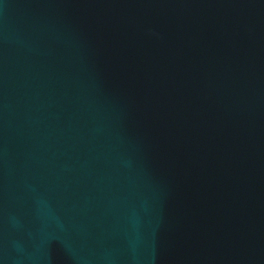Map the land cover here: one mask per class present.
<instances>
[{"label": "water", "instance_id": "95a60500", "mask_svg": "<svg viewBox=\"0 0 264 264\" xmlns=\"http://www.w3.org/2000/svg\"><path fill=\"white\" fill-rule=\"evenodd\" d=\"M0 264H264V0H0Z\"/></svg>", "mask_w": 264, "mask_h": 264}]
</instances>
